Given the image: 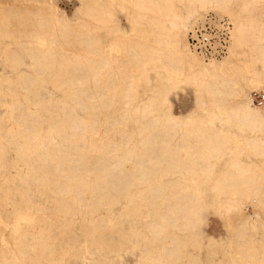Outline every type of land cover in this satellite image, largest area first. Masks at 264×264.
Listing matches in <instances>:
<instances>
[{
  "label": "bare ground",
  "instance_id": "obj_1",
  "mask_svg": "<svg viewBox=\"0 0 264 264\" xmlns=\"http://www.w3.org/2000/svg\"><path fill=\"white\" fill-rule=\"evenodd\" d=\"M256 2L82 0L78 16H71L57 0H10L0 4V53H7L12 63L24 66L16 72V81L34 91L36 97L41 95L49 108L58 103V117L64 115L44 130L41 117L29 105V95L24 100L17 98L11 108L0 111V197L9 196L14 211L3 203L0 206L8 220L5 225L13 223L8 235L13 238V233H19L12 247L0 244V264L62 263L59 255L68 262L70 253L82 251L83 236L88 244L84 248L88 250L110 222L121 233V241L130 245V234L114 210L118 203H133L136 195L150 202L165 199L166 208L150 207L144 225L161 240L167 232L172 241L156 251L146 248L136 264H179L167 260L172 255L185 259L184 264H201L200 254L186 251V239L179 232L170 231L169 226L182 232L195 229L200 235L203 233V212L207 207L205 195L200 192L207 182L216 192L215 209L221 214L232 211L237 226L235 235L244 236L242 226L247 229L252 220L260 218L264 207V168L254 159L234 156L226 169L217 171V162L233 153V149L228 152V139L234 137L222 128L208 129L209 120L202 116L195 120L173 114L168 97L180 81L194 80L198 97L213 95L221 104L224 92L236 84L227 73L238 65L239 58L206 61L188 45V27L211 8L233 17L232 44L242 45L241 49L248 47L249 55L252 51L264 69V20L255 17ZM119 7L127 12L134 26L131 34L122 30ZM260 7L259 15L264 16V7ZM102 30L116 36L120 53L106 48ZM63 48L76 49L69 54ZM253 63H249L251 68L245 64L243 79L248 80V85L263 83L264 92V74ZM5 77L11 80L10 76ZM48 77L54 86L71 88L72 99L84 108V113L65 96L56 97L46 84ZM235 92L240 113L236 119L251 130L242 139L256 154L264 156V105L256 106L246 88ZM84 95L91 98L94 108L114 110L107 119L97 116L88 121L89 104ZM163 107L162 114L159 109ZM130 119L140 123L137 135L141 136L142 147L136 148L137 143L133 142L135 130L126 129ZM97 121L104 126L102 129L94 127ZM196 127L206 131L198 132ZM9 145L14 146L16 158L9 156ZM16 159L24 167L9 173L6 170ZM127 162L133 165L130 167ZM137 185L142 189L134 191L132 187ZM72 186H76L77 196L71 195ZM51 190L57 209L72 207L68 196H72L74 204H82L85 211L79 227L63 231L51 224L47 228L38 218L37 227L33 223L21 226L24 220L29 221V216L36 218L37 212H45V194ZM88 193L93 194L92 198H88ZM248 203L252 204L253 213H245ZM234 243L241 251L243 264H264V240ZM209 246L213 256L214 242ZM9 249L10 255L5 252ZM217 264L232 262L223 257Z\"/></svg>",
  "mask_w": 264,
  "mask_h": 264
},
{
  "label": "rangeland",
  "instance_id": "obj_2",
  "mask_svg": "<svg viewBox=\"0 0 264 264\" xmlns=\"http://www.w3.org/2000/svg\"><path fill=\"white\" fill-rule=\"evenodd\" d=\"M7 1L10 2V0H0V4L4 5L7 3ZM57 1L59 5L63 9H65L71 16H78L80 14L78 7L82 4V0ZM255 6V17L257 19L264 20V16L259 15V11L261 8L260 6L264 7V0H258ZM117 15L118 19L121 21L122 30L127 32L128 34L134 32V26L130 21L127 12L123 11L119 7L117 9ZM100 33L105 39L106 48H112V50L116 53H120L122 51L121 47L116 43V36L113 33L109 34L105 30H102ZM187 41L189 48L206 61H208L209 59L215 61H231L233 59L239 58L238 65L231 69L230 73H227L228 78L236 80V84L231 86V91L227 90L224 92L223 103L220 104L216 103L217 99L213 95H205L202 96V98L198 97L197 92H195L197 88L196 82L192 83L194 82V80H188L190 82L189 83L186 79H184L185 81H180V84L178 83V86H174L169 93L168 98L171 112L173 114L176 113L175 115L188 119L194 118L195 120L199 119L202 116L206 120H209L207 122L208 129L219 130L220 128H222L225 132L230 133L229 137H234L228 139V152L231 149H233L234 151L232 154L228 153L222 161L217 162V171L226 169L229 165V161L234 156H240L248 161L254 159L258 161L260 166L264 168V156L256 154V152L251 149L249 143L242 139L243 135L249 133L251 130L236 119V116H238L240 113L237 111L236 107V101L238 100V98L235 92V89L239 90L241 87L246 88L250 91V93H252L253 91H262L263 83L255 81L253 84L250 83L248 85V80L243 79L242 69L245 70L246 65L250 67L251 65L249 63L254 62V67L264 74L263 65L260 61H256L257 56L255 54H252V51L250 53L251 55H249L248 47L243 46V48L241 49L240 47L242 45L239 46L234 45V43L232 44V41H234V19L230 14H228V12L225 13V11L223 12L211 8V10L209 9L203 12L202 15L195 18L187 29ZM13 48L18 47H16V45H13ZM75 49L76 48H63L61 50H65L66 52H69V54H72L75 52ZM27 61H29L28 58ZM21 68H24V66L18 65L17 63H12L10 58H8L7 53H0V111H3L8 107L11 108L10 104L13 103L17 98H21L24 100L25 95H29V105L34 108L41 117L40 120L42 122L41 125L43 129L48 130L49 128H51V123L55 122L57 118H64V115L58 117L57 111L61 110L60 105L58 103H55L49 108V106H46V104L44 103V99L41 95L36 97L34 91L25 88L20 82L16 81V72ZM5 75L10 76L11 80L5 77ZM152 76L156 75L152 73ZM48 79L49 80L46 84L50 88H52L56 97L65 96L69 100V102L75 104L74 100L72 99L73 94H71V88L54 86L50 81V77H48ZM83 99L89 104V108L87 109V111L90 112V114L87 115V118L89 119L88 121H90L92 117L95 118L97 116H101L102 118L107 119L110 115L109 112L114 110V108L111 107L103 109L94 108L91 104V98H89L87 95H84ZM76 106L81 113H84V108L81 105ZM164 109L165 107H163L162 110L161 108L159 109L162 114L164 113ZM224 116L229 117L227 118V120L222 119ZM125 126L126 129L131 132L135 130L136 139L133 142L137 143L136 148L142 147L139 141L141 136L137 135V132L140 129V123L136 122L134 119H130L126 122ZM94 127L102 129L104 126L100 123V121H97L96 123H94ZM195 129L198 132L205 130L201 127H196ZM68 131L73 130L71 128H68ZM2 132L5 133V128L2 130ZM87 136L91 139V134L89 132H87ZM261 136L262 138H264V133L261 132ZM238 140L240 142H234ZM4 142L7 143V141L5 140ZM8 154L11 158H16V153L14 152L13 145H9ZM22 163V161L16 159L13 161L11 168L7 169L6 171H8L9 173H16L19 168L24 167ZM127 165L131 167L133 164L131 162H127ZM1 180L3 181V183H6L2 176ZM208 183L209 182L201 186L204 190L200 192L202 196L205 195L204 198L206 200L207 207L203 212V233L200 235L199 232L195 229H185L184 232H182L178 227L173 226H169V230L179 232L181 236L186 239V241L188 242V246L183 248L186 251L191 252L192 255L200 254L201 264H217L218 260L223 257H228L231 260L232 264H243V261L240 258L242 256L241 251L239 247L234 243V240L237 242L247 243L263 242L264 225L262 223V219H264V207L261 208L260 211V218L262 219L256 217L254 220H252L253 222L251 221V224L247 229L242 226L244 230V236H241L242 233H239L240 236H238L237 234L235 235L237 226L235 224L232 211L221 214L215 209L214 200L216 197V192L209 188ZM71 189V195L77 196V193L75 192L76 186H72ZM132 189L134 191H137L138 189H142V186L137 185L132 187ZM45 195L48 198V208L45 209V212H37L36 218L35 216H29V221L24 220L21 226L33 223L34 227H37L36 222L38 218L42 220L43 225L47 228L51 224L54 225V228L63 231L68 230L71 227H79L81 221V213L85 211V208L82 207V204L80 202L74 204L72 196H68V202L72 204V207L69 210L67 208L57 209L55 204L53 203V198L55 195L54 192L51 190ZM147 195L153 196L152 193H147ZM92 196V193H88L89 199L92 198ZM0 203L7 205L8 207H10L11 211H14L9 196L0 197ZM248 205L249 208H247L245 213H253L252 204L248 203ZM150 207L166 208L165 199L159 198L157 201L150 202L147 201L145 197L136 195L134 202L130 205L125 206L122 203H118L115 206L114 213L121 218L122 227L130 234V245L124 244L121 241V233L119 232L117 227L110 222L108 225H106V227L102 231V234L96 235L95 240L89 244L88 250L84 248L88 244L85 237L83 236L82 239L84 241L83 243H81V246L83 247L82 251L79 254L70 253V260L68 262L62 255H59L58 258H60L63 262L60 263L59 261H57L56 264H136L146 248L156 251L162 248L163 243L172 244V241L167 238V232L163 233V240H161L160 238L155 237L152 230L144 225L145 219L150 216ZM34 211H36V208L34 209ZM101 211H103L102 208ZM122 211L125 212L122 213ZM27 214L28 213L26 212L25 215ZM70 218L72 219V221L70 220ZM6 222H8V220L1 211L0 206V244H3L4 246L10 245L12 247V243L15 239L14 237H18L19 233H13V238L9 236L8 234L11 231L13 223L5 225ZM77 232L81 234V231L79 229L77 230ZM251 234H253L254 236L251 237ZM4 237H6L8 241L4 239ZM212 241L214 242L213 247L215 248L213 256L209 254L211 247L209 246V244H211ZM5 252L9 255L12 253L10 249L6 250ZM187 259H189V257H187ZM167 260H169L170 263H176L178 261L179 264H184L185 261V259H178L174 255L167 257ZM151 264H158V262L153 261Z\"/></svg>",
  "mask_w": 264,
  "mask_h": 264
},
{
  "label": "built area",
  "instance_id": "obj_3",
  "mask_svg": "<svg viewBox=\"0 0 264 264\" xmlns=\"http://www.w3.org/2000/svg\"><path fill=\"white\" fill-rule=\"evenodd\" d=\"M228 36V35H226ZM252 102L258 106L264 105V92L262 91H253L251 95Z\"/></svg>",
  "mask_w": 264,
  "mask_h": 264
}]
</instances>
